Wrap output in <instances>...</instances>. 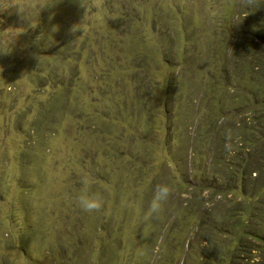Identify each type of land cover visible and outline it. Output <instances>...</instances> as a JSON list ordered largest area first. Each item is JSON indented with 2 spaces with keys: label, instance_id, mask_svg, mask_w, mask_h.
I'll return each mask as SVG.
<instances>
[{
  "label": "rangeland",
  "instance_id": "rangeland-1",
  "mask_svg": "<svg viewBox=\"0 0 264 264\" xmlns=\"http://www.w3.org/2000/svg\"><path fill=\"white\" fill-rule=\"evenodd\" d=\"M242 1L0 0V264H264Z\"/></svg>",
  "mask_w": 264,
  "mask_h": 264
},
{
  "label": "trees",
  "instance_id": "trees-1",
  "mask_svg": "<svg viewBox=\"0 0 264 264\" xmlns=\"http://www.w3.org/2000/svg\"><path fill=\"white\" fill-rule=\"evenodd\" d=\"M242 4L245 5V10H242L244 14L242 22L245 21V18L250 19L251 22L245 24L251 25L249 32L255 31L253 35L255 39V49L251 47V51L246 48L242 50V58L249 60L250 63H255L252 65H255V74L258 78L257 83H255V129H249L250 133L241 138L240 142H242V144L239 149L247 153H243L242 157L235 161L234 165L231 167V171L235 180L238 181L239 186H242L244 171L249 178L251 174H254L255 176L251 184V193L255 195V199L259 197V199L262 200V198H264V53L261 52V49H263L262 47L264 46V34L261 36L256 32L259 27L264 26V0H243ZM260 200L256 205L260 204L259 206H263ZM260 211L264 213V210L260 209L258 212L260 213ZM254 217V214L249 216V218ZM246 236L255 238L250 235ZM188 246L191 248L190 243H187V247ZM243 252V244H238L237 249L231 252L233 256L229 264L241 263L243 261ZM217 256V253H215L214 257ZM207 260V258H203V261Z\"/></svg>",
  "mask_w": 264,
  "mask_h": 264
},
{
  "label": "clouds",
  "instance_id": "clouds-1",
  "mask_svg": "<svg viewBox=\"0 0 264 264\" xmlns=\"http://www.w3.org/2000/svg\"><path fill=\"white\" fill-rule=\"evenodd\" d=\"M34 21L36 20L32 21V24H31L32 27H33ZM53 31H55V29H53ZM42 38H43V35H41L40 37H37V40H40ZM50 40H51V37L49 36V41ZM168 195H169V189L166 185H159L154 189L153 200L155 201V203L152 205V209H151L152 213H156L158 211V205L166 201L168 198ZM77 200H78L79 206L85 211H92V210L99 209L102 204V199L99 196V194L89 192L87 182H84L77 196Z\"/></svg>",
  "mask_w": 264,
  "mask_h": 264
}]
</instances>
